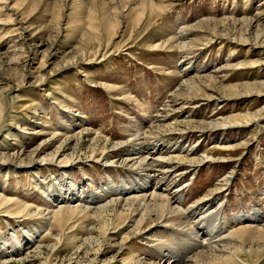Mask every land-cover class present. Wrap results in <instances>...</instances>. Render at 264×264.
<instances>
[{
    "label": "rangeland",
    "instance_id": "1",
    "mask_svg": "<svg viewBox=\"0 0 264 264\" xmlns=\"http://www.w3.org/2000/svg\"><path fill=\"white\" fill-rule=\"evenodd\" d=\"M135 125L152 126L154 189L191 226L264 215V0H0V264H159L226 244L105 206L110 187L155 182L128 164ZM69 193L57 219L37 214ZM252 248L189 264H264Z\"/></svg>",
    "mask_w": 264,
    "mask_h": 264
},
{
    "label": "bare ground",
    "instance_id": "2",
    "mask_svg": "<svg viewBox=\"0 0 264 264\" xmlns=\"http://www.w3.org/2000/svg\"><path fill=\"white\" fill-rule=\"evenodd\" d=\"M183 47H184V44L178 46V48H180V49H183ZM96 50L98 51V49H96ZM98 52H100V50ZM186 55H184L183 58H186L185 57ZM83 59L85 60L87 58L84 57ZM92 60L93 59H90L89 61H92ZM187 86H189L188 83H187ZM246 86L249 87V85H246ZM237 88H238V86H233V87H230L229 90L235 92V90H237ZM182 104H185V103L183 102ZM150 116L152 118V117H155V116L157 117L158 115H155V116L150 115ZM155 121H159V120H155ZM155 121H152V122L154 123ZM229 121L230 120H228V119H221L220 122L217 121L214 124H208V128H212L214 126L215 127H217V126L225 127V124L228 123ZM151 127L152 126H150L148 129H150ZM135 128H137L136 125H135ZM148 129L144 130V127H143V129H141L139 127L137 129L133 130V135L130 136L129 137L130 139H128V140L130 142H132V146L135 148V151L134 152L132 151V156L130 158H128V159L126 158V159H127V161H129L128 164H130V167H136V168L141 170L139 172H142L141 174H142V177L144 179L148 180L150 178V179H154L155 180V182H153L152 190L149 191V192H145V189H137L138 191H143V193L141 195H132V196L125 197L126 194H129L130 192H133V191H127V190H129L128 186L126 185L127 182H123L117 188L110 187L111 190L113 191L114 196L108 200V202H107V204L105 206H107V207L112 206L114 208V206L116 207L118 204H125V203H128L129 205L137 204V205L141 206L142 210H143V213L140 214L139 220H138V222H136L137 225L139 223L141 224L140 230L142 229V227L145 224V223H143V221H144L143 218H145L147 216L146 210L148 208H149V214L153 213L155 218L158 219V222H160V224L161 223L170 222V223L175 224L177 226H181L182 225V227H188L190 224L188 223L187 218L183 217V215H186V214H183L184 211L181 208L174 207L171 204L170 199L172 197L170 198L168 193H166L167 190H165V187L156 188L158 191H155L156 189H154V187H157L158 182H159V179H157L158 178L157 175L161 174V173L154 166L156 159L153 158L154 156L152 155V152H148L146 150V144L144 146V141L147 139V134L146 133L149 131ZM97 137H98V135L95 134L93 138H97ZM98 160H101V161L105 162V164H107L108 157L104 155V157L102 159H98ZM69 163H71V162L66 160V162L63 163V165L66 166ZM133 165H135V166H133ZM140 185L141 184L138 183V186H140ZM108 187L109 186H107V188ZM166 189H167V187H166ZM73 194L74 193H69L67 195L65 194L60 199H57V200L54 199L55 201L53 200V202L51 204V207H49L47 210H45V212H42V210L40 209L41 211L40 212L38 211L37 214L38 215L41 214L43 219H47L49 217L51 219H57L58 216L62 214L63 210L61 209V207H59L58 210H56L54 208L56 206H58L59 204H61L62 202H66L67 204L70 203L71 200L75 199L74 198L75 195H73ZM100 194H99V197H101V200H102L103 197H102V195L100 196ZM97 196H96V198H97ZM80 197L81 196L78 197V200H80ZM90 200H91L90 202L91 203L93 202V204L97 203V200L95 198H91ZM25 207H27L26 214H29V213L33 214V211L30 210L29 206H25ZM193 207H195V206H193ZM94 208H95L94 206H92V207H80V208L76 207L75 210L79 211L80 213H84L85 210H91V209H94ZM70 210L72 211V209H70ZM36 211H37V209H36ZM185 212H186V210H185ZM194 213H196L195 215H198L200 213V210L196 211ZM194 217L195 216L193 215V217H191V218H194ZM197 217H199V215ZM131 219L134 222L133 217H131ZM248 219H250L249 221H251L253 223L254 222H258V224L256 223L255 225L253 224L252 226L251 225L242 226L239 229H235L236 231H234L231 234V231L234 229L233 228L232 230L228 231L229 235H225V234L221 235V233L223 232L224 228L227 230V225H228L227 223L229 222V219H226V221H219V220L216 219L215 223L211 222L212 224H209V225H205V223H207V222L204 219L202 220V222L199 221L196 224L194 223L193 225H195V227L193 228V225L192 226L190 225L191 227L189 228V231H187V232H189V235H193L192 236V238H193L192 240H193L194 243L197 240H199L200 237H202L201 235L208 234V235H211V237L217 236L218 237L217 240L221 239L220 240L221 242H222V239L225 238V236L228 237V238L225 239L226 241H224V242H226V244H223V246L217 245L218 247L215 245L213 247H210V249L204 250V251L199 249L200 252H197L196 254H194V255H192V256L184 259V260L179 256L180 254L169 251L168 253L163 255L162 259H159L160 261L158 263L159 264H181V262L183 261V262L189 264L193 259H195L197 257H200L201 254H207V255H211L214 258L215 257H217V258L219 257L220 258L221 257L220 255H221L222 252H225V254L226 253L230 254V256H232V258L230 256L229 257L227 256L225 258H221L222 259L221 261H225V260L227 261L228 258H230V260H232V262H233V260H237L238 259L237 258L238 254H241L242 252H244L246 250H247L246 253H248V254L255 253V251L253 250L252 246L258 248L259 249V253L264 252V215L259 217L256 214V212H253L251 215H245V214L233 215V220H232L233 222L232 221L229 222L230 223L229 227H234V225H236V224L237 225H242L243 221L245 222ZM166 225H168V224H166ZM198 226H200V227L196 229V227H198ZM187 229L188 228H186V230ZM240 234H244L245 236H243V235L240 236ZM35 235H36V233H33V235L32 234L29 235V237H28L29 240L30 239L32 240V238L35 237ZM208 235H206V236H208ZM250 235H253L254 237L250 238L249 237ZM153 236H155L154 233H153L152 237ZM202 242H204V239L202 240ZM189 245H192V244H189ZM199 245H200V243H199ZM196 247H199V246L197 245ZM132 259L133 258L131 257L128 260L131 261ZM213 261H214V259H213ZM213 264H214V262H213Z\"/></svg>",
    "mask_w": 264,
    "mask_h": 264
}]
</instances>
